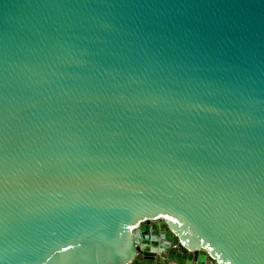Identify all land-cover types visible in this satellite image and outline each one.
<instances>
[{
    "label": "water",
    "instance_id": "water-1",
    "mask_svg": "<svg viewBox=\"0 0 264 264\" xmlns=\"http://www.w3.org/2000/svg\"><path fill=\"white\" fill-rule=\"evenodd\" d=\"M264 264V0H0V264Z\"/></svg>",
    "mask_w": 264,
    "mask_h": 264
},
{
    "label": "crops",
    "instance_id": "crops-1",
    "mask_svg": "<svg viewBox=\"0 0 264 264\" xmlns=\"http://www.w3.org/2000/svg\"><path fill=\"white\" fill-rule=\"evenodd\" d=\"M142 261H143V264H157L158 261L160 260H151V259H145L143 257H141Z\"/></svg>",
    "mask_w": 264,
    "mask_h": 264
},
{
    "label": "built area",
    "instance_id": "built-area-1",
    "mask_svg": "<svg viewBox=\"0 0 264 264\" xmlns=\"http://www.w3.org/2000/svg\"><path fill=\"white\" fill-rule=\"evenodd\" d=\"M124 264H138V263L136 262L135 259H132V260H130L127 263H124ZM157 264H165V263L160 259Z\"/></svg>",
    "mask_w": 264,
    "mask_h": 264
},
{
    "label": "rangeland",
    "instance_id": "rangeland-1",
    "mask_svg": "<svg viewBox=\"0 0 264 264\" xmlns=\"http://www.w3.org/2000/svg\"><path fill=\"white\" fill-rule=\"evenodd\" d=\"M135 260H136V262H137L138 264H143V261H142V259H141V256L136 257Z\"/></svg>",
    "mask_w": 264,
    "mask_h": 264
}]
</instances>
